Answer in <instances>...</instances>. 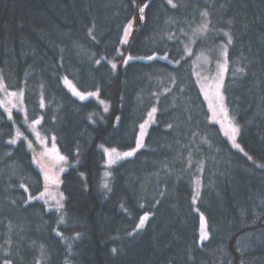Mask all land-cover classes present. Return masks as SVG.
<instances>
[{"label":"trees","instance_id":"1","mask_svg":"<svg viewBox=\"0 0 264 264\" xmlns=\"http://www.w3.org/2000/svg\"><path fill=\"white\" fill-rule=\"evenodd\" d=\"M219 43L241 151L195 75V52ZM0 79L67 160L62 221L37 200L23 115L0 104V264H264V0H0ZM153 110L144 147L105 186L101 147L135 148Z\"/></svg>","mask_w":264,"mask_h":264},{"label":"rangeland","instance_id":"2","mask_svg":"<svg viewBox=\"0 0 264 264\" xmlns=\"http://www.w3.org/2000/svg\"><path fill=\"white\" fill-rule=\"evenodd\" d=\"M139 26V22L133 20L127 25L123 37V45L128 44L131 37L135 34ZM209 30V22L203 19L195 28L188 38L187 54L193 51L197 39L196 35L204 36ZM200 36V37H201ZM223 43L217 44L212 50L196 51L195 54V75L199 88L211 112L212 120L222 127V130L231 142L233 147L241 151L238 146V130L234 125V119L230 113L225 99V83L228 71L227 62V46H221ZM189 52V53H188ZM192 53V52H191ZM71 87L65 83L66 88L79 100L95 99L98 102L100 98L97 93H82L74 85L68 82ZM0 104L7 113L9 119L16 123L14 114L23 115V125L26 126L25 132L17 126V141L24 139L33 155L34 162L41 171L44 182V191L37 197L38 201L43 202L50 210L56 211L65 219V195L62 190V176L67 169V160L61 154L54 137H48L40 132V122L33 124L28 121L26 110L21 92H10L5 88L3 79H0ZM104 110H109L106 103H101ZM156 111L153 110L142 124L135 148L129 151H119L114 148L102 146L101 149L105 154V171L103 173V181L105 186L110 185L111 170L114 165L131 158L145 145L146 135L151 125L154 123ZM237 139V143L235 140ZM131 152V156H125V153ZM200 186L196 183V194L199 195ZM202 223L205 221L201 219ZM202 236L206 237L202 239ZM201 239H207L206 227L202 225Z\"/></svg>","mask_w":264,"mask_h":264},{"label":"snow or ice","instance_id":"3","mask_svg":"<svg viewBox=\"0 0 264 264\" xmlns=\"http://www.w3.org/2000/svg\"><path fill=\"white\" fill-rule=\"evenodd\" d=\"M141 11H143V9H141ZM150 59H151V57H150ZM115 67V66H114ZM132 155V153L131 152H128V153H125V156H131ZM147 219V217L145 216L143 219H141V222H140V226L142 227L143 226V224H144V220H146ZM206 237H204V236H202V239H205ZM113 251H115V249H113Z\"/></svg>","mask_w":264,"mask_h":264}]
</instances>
